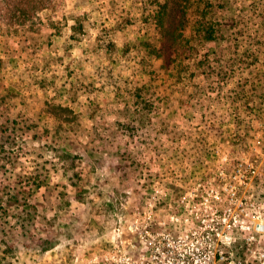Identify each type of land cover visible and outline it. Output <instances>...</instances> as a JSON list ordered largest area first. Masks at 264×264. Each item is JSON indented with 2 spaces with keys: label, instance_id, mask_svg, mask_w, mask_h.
Masks as SVG:
<instances>
[{
  "label": "rangeland",
  "instance_id": "374dc122",
  "mask_svg": "<svg viewBox=\"0 0 264 264\" xmlns=\"http://www.w3.org/2000/svg\"><path fill=\"white\" fill-rule=\"evenodd\" d=\"M2 144L0 264H96L151 207L224 186L251 224L236 254L259 264L264 0L0 7Z\"/></svg>",
  "mask_w": 264,
  "mask_h": 264
},
{
  "label": "built area",
  "instance_id": "2783aa9c",
  "mask_svg": "<svg viewBox=\"0 0 264 264\" xmlns=\"http://www.w3.org/2000/svg\"><path fill=\"white\" fill-rule=\"evenodd\" d=\"M236 188L188 190L183 202L163 214H151L149 207L146 218L128 225L134 234L113 241L96 264H253L236 254L239 231L251 230L233 204ZM244 240L252 243L256 235ZM255 257L264 264V250Z\"/></svg>",
  "mask_w": 264,
  "mask_h": 264
},
{
  "label": "trees",
  "instance_id": "16d2710c",
  "mask_svg": "<svg viewBox=\"0 0 264 264\" xmlns=\"http://www.w3.org/2000/svg\"><path fill=\"white\" fill-rule=\"evenodd\" d=\"M57 2L58 0H0V7L3 15L12 23H24L29 19L30 22L33 21L36 14L43 9L53 10ZM208 37H212V35H208ZM3 145L0 146L4 147ZM0 212L4 217L12 215L1 196Z\"/></svg>",
  "mask_w": 264,
  "mask_h": 264
}]
</instances>
